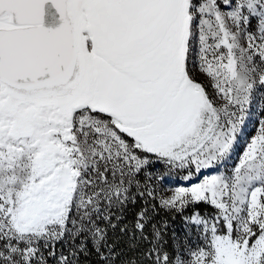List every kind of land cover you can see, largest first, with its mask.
Listing matches in <instances>:
<instances>
[{"label": "snow or ice", "instance_id": "6c2138e0", "mask_svg": "<svg viewBox=\"0 0 264 264\" xmlns=\"http://www.w3.org/2000/svg\"><path fill=\"white\" fill-rule=\"evenodd\" d=\"M0 264H264V0H0Z\"/></svg>", "mask_w": 264, "mask_h": 264}, {"label": "rangeland", "instance_id": "374dc122", "mask_svg": "<svg viewBox=\"0 0 264 264\" xmlns=\"http://www.w3.org/2000/svg\"><path fill=\"white\" fill-rule=\"evenodd\" d=\"M173 183H181L178 181H174ZM170 194V193H166ZM172 228L176 231V233L180 236H183L184 233V226L179 216H177L174 220H170Z\"/></svg>", "mask_w": 264, "mask_h": 264}]
</instances>
